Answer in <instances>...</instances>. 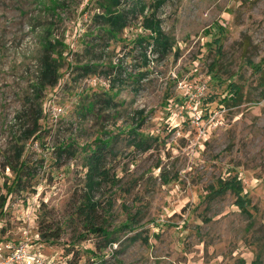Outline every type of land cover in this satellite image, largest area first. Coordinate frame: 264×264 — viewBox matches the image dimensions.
I'll return each instance as SVG.
<instances>
[{
  "label": "rangeland",
  "instance_id": "obj_1",
  "mask_svg": "<svg viewBox=\"0 0 264 264\" xmlns=\"http://www.w3.org/2000/svg\"><path fill=\"white\" fill-rule=\"evenodd\" d=\"M89 1L0 0V239L90 264H264V0H141L165 54L134 41V14L105 34Z\"/></svg>",
  "mask_w": 264,
  "mask_h": 264
},
{
  "label": "trees",
  "instance_id": "obj_2",
  "mask_svg": "<svg viewBox=\"0 0 264 264\" xmlns=\"http://www.w3.org/2000/svg\"><path fill=\"white\" fill-rule=\"evenodd\" d=\"M94 0H90L88 6L90 5V2H93ZM97 2V7L100 8V12L93 14L92 16V22L97 25H103L106 27L104 29V33L108 34L110 37H116L119 33H122L126 28L130 26L129 17L130 13L136 15L135 17H140L139 25L142 27V29L146 32L145 34H136L134 41L137 43L146 42L148 45L151 43L154 45V47L158 48V51H161L162 54L168 53L170 50V42L169 39L166 37V35L159 29V19L153 16L152 12H149L147 15L143 14L142 10L140 11V5L141 0H132V3L128 5L127 8L122 6L121 0H95ZM101 29V28H100ZM88 48L91 47V44H87ZM160 49V50H159ZM60 56V54H57L56 57ZM56 58L53 57V59L49 62L45 63V69L48 71L47 75H44V78L42 79V84L45 86H54L58 83L60 80V73L58 72V66L56 64ZM97 65H94L96 67ZM80 68L87 70L86 73L92 72L90 71V65H84ZM236 96L239 97V91L235 90ZM39 114L37 115L36 121L41 116V111L39 107ZM36 131H33L32 133L25 136L26 139L32 138ZM139 137H144L142 133L138 134ZM111 140V139H110ZM110 140H100L98 139L96 142L94 148H91L90 158H88L89 163L88 166V173L93 174L94 171L98 170L99 161L98 156L101 155L100 151H97V149H100L102 146H100V143L102 145H106L110 142ZM99 153V154H97ZM89 182V181H88ZM93 182L92 179H90L89 185H91ZM230 187L241 189L240 182L236 181H226L223 185H221L220 189L226 190ZM87 196H85L86 204L88 205L85 211L88 213L85 214V217L88 218V228L92 231L97 232L98 234H102L109 238L112 235V232L107 231L103 229V227L96 226L95 225V217L94 213L91 212L93 209V202H90L89 199H86ZM244 200L242 199V196H238L235 202L239 207L242 209L245 208ZM12 242H16L17 240H10ZM114 241V240H112ZM48 256V255H46ZM48 257H52L55 264H90L86 262H81L80 257L75 254L72 258H67V256H60V255H50Z\"/></svg>",
  "mask_w": 264,
  "mask_h": 264
},
{
  "label": "built area",
  "instance_id": "obj_3",
  "mask_svg": "<svg viewBox=\"0 0 264 264\" xmlns=\"http://www.w3.org/2000/svg\"><path fill=\"white\" fill-rule=\"evenodd\" d=\"M199 115L192 116L198 125ZM0 264H55L52 257L46 256L40 249L28 242L26 238L12 242L0 239Z\"/></svg>",
  "mask_w": 264,
  "mask_h": 264
}]
</instances>
